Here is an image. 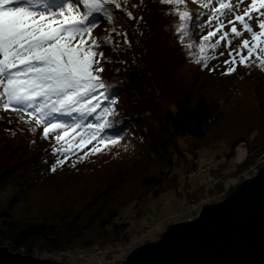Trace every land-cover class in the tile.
Listing matches in <instances>:
<instances>
[{"label": "trees", "instance_id": "obj_1", "mask_svg": "<svg viewBox=\"0 0 264 264\" xmlns=\"http://www.w3.org/2000/svg\"><path fill=\"white\" fill-rule=\"evenodd\" d=\"M44 2L53 10L69 2L83 9L81 0ZM120 2L123 10L113 9L119 21L115 25L101 14L90 18L91 23L97 24L92 37L103 51L100 62L104 70L100 76L106 88L81 96L71 106L60 108L57 104L60 111L45 109L51 112L49 123L65 124L69 129L79 125L76 131L85 139L94 132L88 125L108 122L97 133L96 140L83 151L74 152L67 161L73 162L71 174L81 175V169L87 167L92 171L90 176L99 172V181L81 188L66 187L59 181L46 184L56 179L57 171L50 170L51 156L44 153L39 140L27 135L32 130H0V246L14 253L38 257L97 252L109 262L130 238V225L118 221L122 212L168 190L181 195L179 171L182 166L194 165L203 149L214 148L221 141L228 148L226 162L211 170L210 187L200 186L194 192L197 199L217 198L224 189L223 179L240 177L248 171L252 175L264 166V51L253 54L259 61L246 68L251 76L240 79L237 87L212 88L210 78H221L213 65L218 58L216 51L206 48L204 55L215 57L207 61L206 67L203 60L196 62L199 45L204 44L203 37L208 34L206 20L213 13L212 1L185 0L180 5L160 0ZM9 6L27 5L20 0ZM31 7L46 11L43 4ZM127 11L136 19L128 17ZM178 11L190 12L186 35L178 30L182 23L176 15ZM122 32L127 35L122 36ZM108 38L113 42L106 43ZM227 40L233 41L230 36ZM224 66L220 67L226 74L223 77L233 78L228 72L233 65ZM56 99L48 101L49 105ZM34 103L42 105L44 101L37 99ZM199 104L207 111L202 124L191 123L183 134H177L170 111L191 113ZM74 108L79 110L73 111ZM92 108L96 110L91 111ZM105 109L109 111L106 113ZM5 111L33 121L38 133L43 130L44 125H37L25 112L11 108ZM210 129L211 134L207 135ZM100 139L117 142L104 146L99 144ZM97 146L99 151L90 152ZM238 146H244L247 155L232 172L225 174ZM103 158V164L95 165ZM87 159L89 162L85 163ZM37 193L48 198L50 204L45 206ZM188 196L190 202H195L194 196ZM34 198L38 200L35 204Z\"/></svg>", "mask_w": 264, "mask_h": 264}, {"label": "snow or ice", "instance_id": "obj_2", "mask_svg": "<svg viewBox=\"0 0 264 264\" xmlns=\"http://www.w3.org/2000/svg\"><path fill=\"white\" fill-rule=\"evenodd\" d=\"M20 0H0V104L5 110L11 108L13 111H22L34 119L37 125L43 126V136L48 138L51 133L56 132L55 140L62 143L63 147H56L53 151L61 154L63 159H58L50 170L55 172L57 165H63L70 159V153L83 151L88 144L97 139V133L108 126V122L88 125L94 132L87 139L81 136L77 143L69 133V126L59 123H49L48 117L51 112L60 111V108L71 106L77 103L81 96H89L98 90L105 89L106 83L100 76L104 68L101 60L104 58L103 51L97 40L92 37V32L97 24L91 23L90 18L94 14H101L107 22L115 25L119 21L116 18L115 10H123L120 0H81L84 11L79 5L69 2L60 5L56 10L50 7L44 0H25L27 6L10 7ZM126 3L127 0H124ZM162 3L180 5L185 0H160ZM244 0H238L233 5L221 0L219 8L214 12L220 14L222 10L233 13L234 19L228 23L231 25V33L234 36H242L243 33L236 27V22L243 26V30L251 33L252 41L245 39L242 41L239 50L231 49V40H227L228 33L223 32L219 39L211 45L217 48L220 41L227 40L229 47V59L225 60L226 65H234L236 57L239 62L248 65L249 58L253 56L254 46L264 44V0H251L249 6L242 9L240 5ZM43 4L46 11L33 10L32 5ZM205 7H208L205 4ZM257 13L258 27L260 31H254L245 19H252V13ZM182 22L178 26L181 34L186 35V26L191 19L189 11L176 12ZM127 16L136 19L131 11H127ZM225 27L222 22H218L215 31H209L203 37L207 41L210 37ZM115 31V28H113ZM126 36V33H120ZM91 41V43H89ZM112 38H108L106 43H112ZM189 47H192L190 44ZM247 50L248 56L243 55ZM200 55L196 62L204 61L207 66L209 59L215 57L205 56L206 47L199 45ZM256 51L264 49L256 48ZM223 55V53H221ZM235 67H229L228 72H234ZM53 97L57 99L49 105ZM37 99L44 101L42 105L35 104ZM115 102V101H113ZM59 104L60 108L56 105ZM20 106V107H17ZM51 107V112L45 111ZM29 109H33L29 111ZM77 111L79 109H72ZM92 108L91 111H95ZM109 110L105 109L107 113ZM79 125L71 129L76 131ZM71 142V146L69 143ZM115 140L100 139L99 144L107 146L109 143H116ZM99 146L90 150L93 154L99 151ZM87 156V153L85 154ZM84 157H81L83 159Z\"/></svg>", "mask_w": 264, "mask_h": 264}, {"label": "rangeland", "instance_id": "obj_3", "mask_svg": "<svg viewBox=\"0 0 264 264\" xmlns=\"http://www.w3.org/2000/svg\"><path fill=\"white\" fill-rule=\"evenodd\" d=\"M213 3V13L207 18L206 20V34L209 31H215L216 26L218 22H222L225 27L221 30V32H217L215 36L210 37L207 41L204 42L205 47L211 50H215L217 53V60H214L215 63H213L214 66H217L218 72L221 74V78H210L209 80L212 88H216L219 90H224L225 88H231V87H237L239 85L240 79L247 78L251 76L248 74L249 72L246 71L247 67L255 66L256 63L259 61L254 56L259 53L256 51V48L263 49L262 44H257L254 46V52L251 58H249V62L247 66H244V64H240L238 66L239 62V56L236 57V63L233 66L235 67V71L229 73L230 76L233 78L227 79L224 76V63L225 60L229 59V47L227 46V40L220 41L217 48L213 49L211 45L215 43L220 35L223 32H227L228 36H230L233 41L231 43V49L232 50H239L242 44V41L247 39L250 42L252 41L251 33L246 32L243 30V26L236 22V27L239 31L243 33L242 36H234L231 33V25L228 23L230 19H234L233 13L228 12L226 9L222 10L220 14H216L214 12L215 8H219V4L221 0H210ZM225 3H231L235 5L238 0H223ZM211 3V4H212ZM251 3V0H244V3L240 5V14H242V9L246 6H249ZM174 5V4H172ZM264 11V10H261ZM257 13H252V19L248 20L246 17L245 19L250 24V26L253 28L254 31H260L258 27V20H257ZM261 19H264V17H261ZM250 34V35H247ZM223 53V55H221ZM243 55L245 57L248 56L247 50L245 49L243 52ZM222 67V68H220ZM227 67V65H226ZM253 76H258L259 74L253 73ZM226 75V74H225ZM244 76V77H243ZM251 81V80H250ZM248 81V82H250ZM224 88V89H223ZM2 91V90H0ZM2 104H0V108H2ZM170 120L173 122L177 134L181 135L185 132L187 126L191 123L195 124L196 126H200L203 122V120L207 117V111L205 107L202 104H199L197 109L193 112H186V111H177L176 109H172L170 111ZM21 128V130L24 133H28L29 130H32V132H29L27 135H31L36 140H39L40 145L44 149V153H49L51 156L50 164L53 165L56 163L58 159H63V156L61 154H57L53 151L56 147H63L64 145L62 143H58L55 140L56 132H53L50 134L48 138H45L43 136V130L39 131L38 128L35 126L34 122L31 120L25 119V117L21 115H14L11 113H7L5 110H0V130L5 129H11V128ZM70 136L78 143L79 139L81 137L80 133L78 131L72 132L71 129H69ZM211 134V129L207 131V135ZM28 139V138H27ZM44 139V140H43ZM24 141L22 140V143ZM34 144V143H33ZM27 146V145H26ZM29 148L32 147V145H28ZM69 146H71V142L69 143ZM35 148V147H32ZM228 148H226V142L221 141L214 146V148H205L203 149L197 159V162L192 166H185L181 168L179 171L180 173V179L181 183L178 187L179 192L181 195L177 194L174 190H168L159 195L157 198L150 199V200H141L137 203V205H134L133 207L126 208L122 214L121 219L118 221L123 223H128L130 225L129 227V233L130 238L129 241L117 252L113 260H110L109 262H105V259L103 258V255L101 253L97 252H90V253H74L69 252L71 254H45L41 256H35L40 259H50L52 261L61 262L65 264H121L126 260V257L129 256V254L137 247H140L142 245H145L148 242H156L160 239L159 234L164 233L169 225L171 224H178L187 222L188 219L192 216L195 217L194 213L199 212L201 214L203 205L204 204H217L219 202H222L225 200L235 189L238 185L242 183L245 179H250L256 175L257 172L251 175L252 172H245L244 175L240 177L230 178V179H223V190L220 194L217 195V198L211 196L209 198H205V196L197 199L194 195V192L197 188L200 186L206 185L207 187H210V184L212 181L213 174H211V170L218 168L219 164H223L226 162V156L225 153L227 152ZM76 152V151H75ZM74 152L70 154V159L73 156ZM247 155V149L244 146H238L235 151V155L232 158V160L228 163L226 166V173L232 172L235 169V166L237 163L241 162ZM107 159V158H105ZM98 160L97 163L103 164L104 158L102 160ZM86 161V160H85ZM72 162V161H71ZM66 162L65 164L57 165V176H55L56 179H51L48 181V183H55L57 181L62 182L61 185L71 188H81L84 185L90 184L93 185L94 183H97L99 181L98 173L92 174L90 176L91 170H87V167L81 169L80 171L81 175L72 173L71 169L73 166V162ZM89 159L85 163H88ZM264 162V160H263ZM80 165V164H78ZM82 165H85L84 162ZM89 168V167H88ZM209 170V171H208ZM97 171V169H96ZM87 175V176H86ZM89 175V176H88ZM101 177V176H100ZM243 180L241 181L240 179ZM103 181V180H102ZM45 184V185H46ZM229 189H233L231 193H229ZM46 190V189H45ZM59 194L62 192V188L59 187ZM44 191V190H42ZM46 192V191H44ZM53 192V191H52ZM189 192V193H188ZM40 193V192H39ZM75 193V192H74ZM193 193V194H192ZM38 194V193H37ZM36 194V195H37ZM73 194V193H72ZM76 194V193H75ZM192 195L194 196L195 202H190V197L188 196ZM48 196V194H45ZM51 195V194H50ZM35 196V194L33 195ZM37 198H40L42 203H45V206L49 201H46L48 198H44V196L40 197L38 194L36 196ZM36 199L34 198V201L32 202L35 204ZM34 206V205H32ZM38 207V206H36ZM196 209V211L193 213L191 211ZM35 209V208H34ZM33 210V209H32ZM198 215V213H197ZM150 231V232H149ZM121 259H123V262H119Z\"/></svg>", "mask_w": 264, "mask_h": 264}, {"label": "water", "instance_id": "obj_4", "mask_svg": "<svg viewBox=\"0 0 264 264\" xmlns=\"http://www.w3.org/2000/svg\"><path fill=\"white\" fill-rule=\"evenodd\" d=\"M121 264H264V166L198 219L171 224ZM0 264H64L0 246Z\"/></svg>", "mask_w": 264, "mask_h": 264}, {"label": "bare ground", "instance_id": "obj_5", "mask_svg": "<svg viewBox=\"0 0 264 264\" xmlns=\"http://www.w3.org/2000/svg\"><path fill=\"white\" fill-rule=\"evenodd\" d=\"M197 213H198V215H197ZM194 214H196V215H194L195 217H190L189 219H188V221H191V220H193L194 218H196V220L198 219V217L200 216V214H199V212H196V213H194ZM187 221V222H188ZM150 232V231H149ZM68 254H71V253H68ZM65 264V263H64Z\"/></svg>", "mask_w": 264, "mask_h": 264}, {"label": "built area", "instance_id": "obj_6", "mask_svg": "<svg viewBox=\"0 0 264 264\" xmlns=\"http://www.w3.org/2000/svg\"><path fill=\"white\" fill-rule=\"evenodd\" d=\"M191 211L194 213L196 211V209L194 208V210L191 209Z\"/></svg>", "mask_w": 264, "mask_h": 264}]
</instances>
